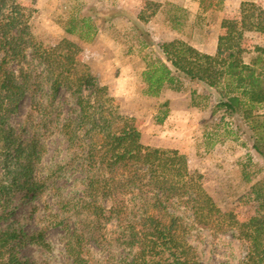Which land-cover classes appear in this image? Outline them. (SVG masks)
<instances>
[{"label": "trees", "instance_id": "1", "mask_svg": "<svg viewBox=\"0 0 264 264\" xmlns=\"http://www.w3.org/2000/svg\"><path fill=\"white\" fill-rule=\"evenodd\" d=\"M30 19L21 0H0V208L17 193L35 198L53 188L38 169L48 152L47 140L58 135L70 154L64 169L86 175L76 198L59 200V215L66 217L56 225L72 264H90L93 243L120 250L111 256L115 264H203L189 239L193 225L236 233L248 247L240 264H264V180L253 187L259 215L240 221L235 213L224 212L193 179L185 154L143 143L141 130L120 112L109 88L82 60L77 43L65 38L44 46ZM222 27L218 46L225 57L205 54L182 40L162 43L164 57L143 72L146 94L181 91L183 79L217 90L222 101L216 112L224 110L247 125L253 148L264 158V47H257V56L246 62L243 46L245 32L264 33V10L244 2L240 20H225ZM62 92L74 99L67 117L57 105ZM28 95L40 98L30 117L35 111L41 114L42 135L36 132L24 140L10 119ZM182 210L192 215V226ZM110 224L115 228L109 230ZM21 236L0 230V264H36L19 257L15 242ZM42 239L41 234L29 238L44 243Z\"/></svg>", "mask_w": 264, "mask_h": 264}, {"label": "rangeland", "instance_id": "2", "mask_svg": "<svg viewBox=\"0 0 264 264\" xmlns=\"http://www.w3.org/2000/svg\"><path fill=\"white\" fill-rule=\"evenodd\" d=\"M244 2L264 10V0H21L31 14L36 40L46 47L65 38L77 43L82 60L109 88L120 112L141 130L143 143L185 154L193 179L224 212L235 213L240 221L261 213L253 187L264 180V158L253 148L251 130L224 110L216 112L222 101L217 90L183 79L181 91L166 89L159 97H151L146 94L143 72L154 59L164 57L161 44L174 40L187 42L205 54L225 57L218 46L225 33L223 22L240 20ZM72 27L73 34L68 32ZM243 46L247 50L244 59L251 62L258 54L256 48L264 47V33L245 32ZM39 100L26 96L10 119L24 140L36 132L42 135L38 127L41 114L35 111L30 117L33 103ZM57 105L67 117L74 99L62 92ZM47 146L38 174L48 178L49 185L54 183L53 188L35 198L25 192L13 195L0 208V230H16L22 235L15 246L23 260L72 264L64 249V233L56 225L66 217L59 215V200L76 198L86 175L64 169L70 154L63 138L55 135L47 140ZM182 213L192 226V215ZM114 228V224L109 225V230ZM34 234H41L44 243L29 240ZM189 239L203 264H240L248 252L247 244L233 232L216 233L193 225ZM90 248V264H115L111 256L120 252L106 243H93Z\"/></svg>", "mask_w": 264, "mask_h": 264}, {"label": "crops", "instance_id": "3", "mask_svg": "<svg viewBox=\"0 0 264 264\" xmlns=\"http://www.w3.org/2000/svg\"><path fill=\"white\" fill-rule=\"evenodd\" d=\"M251 1V0H250ZM254 2H256V0H253ZM205 52H207V51H205ZM208 53V52H207ZM210 55H212V54H210Z\"/></svg>", "mask_w": 264, "mask_h": 264}]
</instances>
